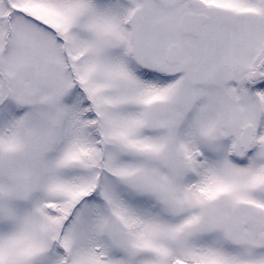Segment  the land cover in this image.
<instances>
[{
  "label": "snow or ice",
  "instance_id": "snow-or-ice-1",
  "mask_svg": "<svg viewBox=\"0 0 264 264\" xmlns=\"http://www.w3.org/2000/svg\"><path fill=\"white\" fill-rule=\"evenodd\" d=\"M0 264H264V0H0Z\"/></svg>",
  "mask_w": 264,
  "mask_h": 264
}]
</instances>
